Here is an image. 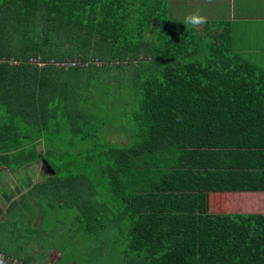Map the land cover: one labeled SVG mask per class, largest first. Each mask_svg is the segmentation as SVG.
<instances>
[{
    "label": "trees",
    "instance_id": "16d2710c",
    "mask_svg": "<svg viewBox=\"0 0 264 264\" xmlns=\"http://www.w3.org/2000/svg\"><path fill=\"white\" fill-rule=\"evenodd\" d=\"M160 16L145 0H0V164L43 143L72 242L100 250L78 263L117 244L112 264H264V212L228 207L264 191V70L228 32ZM73 58L87 67L33 61ZM117 105L127 144L99 140Z\"/></svg>",
    "mask_w": 264,
    "mask_h": 264
},
{
    "label": "crops",
    "instance_id": "0c3cea01",
    "mask_svg": "<svg viewBox=\"0 0 264 264\" xmlns=\"http://www.w3.org/2000/svg\"><path fill=\"white\" fill-rule=\"evenodd\" d=\"M145 1L157 4L160 20L166 27L170 21L184 26L188 14L202 10L208 22L200 30L208 28L210 32L222 35L228 32L238 53L264 70V0ZM204 33L202 30L200 34ZM43 149L44 145L40 143L36 151H25L27 161L21 166L17 163L23 158L18 157L16 151H10L6 162L0 164V251L21 261L29 259L33 264H57L61 256L59 252L66 250L72 242L71 229L75 218L73 212L71 217L74 221L71 222L70 218L66 222L63 219L64 208L56 206L52 187L55 182L48 180L54 176V170L41 156V152H48ZM258 193L261 195L264 191L237 192L236 196ZM52 217L53 223L48 222ZM51 224L52 232L48 230ZM63 228L65 230H61ZM82 236L73 241L83 240ZM62 239H65L63 243Z\"/></svg>",
    "mask_w": 264,
    "mask_h": 264
},
{
    "label": "rangeland",
    "instance_id": "374dc122",
    "mask_svg": "<svg viewBox=\"0 0 264 264\" xmlns=\"http://www.w3.org/2000/svg\"><path fill=\"white\" fill-rule=\"evenodd\" d=\"M73 59H76V58H73ZM93 59H95V58L94 57L90 58V60H93ZM67 60H72V59H67ZM67 60H65V61H67ZM97 65H99V64H97ZM125 92L126 91H123V95H125ZM115 110L118 113L121 111L123 112L124 107H122L121 105H117ZM122 112L117 114V115H114L112 117V119H111L112 124L111 125L102 127L100 129V131H99V140L100 141L108 139L111 142H117L120 144H127V143H130L134 140L133 135L130 132H128V130L124 129L125 123L127 124V122H128V119L126 120L124 118H127L128 116L126 114L123 115ZM56 142H57V139H54L53 144H55ZM92 145H93L92 141H87L85 143L79 144L78 148L74 149L73 151H75V152L78 151L80 153H83V152L87 151ZM31 149L32 148L29 146L23 148L24 151H31ZM51 151H52V148H51ZM228 207H229V210L235 211V212H237L239 210L240 211H247V212H264V193H262L261 195L258 193L257 195L247 194V195H242V196H236L234 203L229 204ZM72 215H73L72 211H70L67 208L64 209L63 219L66 222H68V220L70 218H71V222L74 221L71 217ZM53 219H54V217L50 218L48 222L53 223ZM75 223L76 222H73V225ZM48 230L50 232L53 231L52 224L48 225ZM61 230H65V228H63ZM82 237H83V240H81V241H75V242L70 241V244H68L67 247L65 246L66 250L63 249L62 251L59 252V254L61 256H60V260H59L60 262L58 264H75V263L76 264H87V262H85L83 259H82V261H80L81 263L76 262V260L79 261L81 259V256L84 255L86 253V251H90L89 250V249H91L90 245H92L94 247V250H95L97 247L96 246L97 242L95 240L94 235L83 233ZM64 240L65 239H62L61 243H63ZM86 243L88 244V246L86 247L87 249H85ZM54 244L57 247L59 245L56 241H54ZM72 247L77 248L79 251L73 250ZM108 247H111V250L108 251L112 255L111 260L105 256L102 259L98 260V264H112L114 259L117 257V253L115 251H117L118 248H122L121 246H119L117 244H115L113 246L110 245V246L103 247V248L107 249ZM96 250H99V249H96ZM75 252H79V255H78L79 257L76 256L77 254ZM91 262L92 263H90V264H94V260H92Z\"/></svg>",
    "mask_w": 264,
    "mask_h": 264
},
{
    "label": "built area",
    "instance_id": "2783aa9c",
    "mask_svg": "<svg viewBox=\"0 0 264 264\" xmlns=\"http://www.w3.org/2000/svg\"><path fill=\"white\" fill-rule=\"evenodd\" d=\"M33 61L35 63H37L38 67H44L46 65V63L55 64L56 66H59V67H68L69 65L72 66V67H77V66H79V67H87V65H88V62L82 61V60H80L78 58L72 59V60L63 61L61 63H57V62H55L52 59L47 60V61H39V60L33 59ZM91 61H94L96 64H100L101 63L97 58H95V59H93ZM0 256H2L5 259L6 264H26L23 261L19 260L18 258L14 257V256L6 255L2 251H0Z\"/></svg>",
    "mask_w": 264,
    "mask_h": 264
},
{
    "label": "clouds",
    "instance_id": "9594fccd",
    "mask_svg": "<svg viewBox=\"0 0 264 264\" xmlns=\"http://www.w3.org/2000/svg\"><path fill=\"white\" fill-rule=\"evenodd\" d=\"M208 22V17L202 13V10H197L188 14L184 20L186 29L198 30L201 26ZM0 264H6L5 259L0 256Z\"/></svg>",
    "mask_w": 264,
    "mask_h": 264
}]
</instances>
